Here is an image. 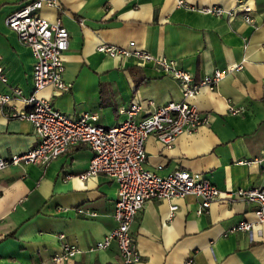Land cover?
<instances>
[{
	"label": "crops",
	"instance_id": "crops-1",
	"mask_svg": "<svg viewBox=\"0 0 264 264\" xmlns=\"http://www.w3.org/2000/svg\"><path fill=\"white\" fill-rule=\"evenodd\" d=\"M31 1L0 0V66L7 78L6 84L0 81V92L11 87L23 96L33 92L31 51L5 24L9 14ZM242 3L251 8V22L241 12L218 17L200 11ZM38 14L68 30L63 61L71 87L61 94L47 87L37 95L73 117L95 116L105 127L122 121L120 109L132 103L142 106L138 117H144L155 106L181 101L182 94L170 76L133 58L100 53V45L127 48L134 42L153 56L174 60L196 81L225 71L213 90L201 88L187 99L208 124L180 134L170 148L148 136L145 167L161 175L181 169L198 173L222 192L264 188V0H57ZM229 105L240 112L231 113ZM25 107L19 99L0 107L2 159L39 141L29 121L6 115ZM91 156L89 148L77 145L47 165L0 169V264L119 262L115 243L91 249L115 227L117 197L111 178H80ZM198 203L193 196L146 202L130 227L137 264H264V224L254 223V203L216 202L205 213L197 212ZM173 205L177 210L171 213ZM241 221L253 223L250 232L236 229ZM63 243L78 251L54 261Z\"/></svg>",
	"mask_w": 264,
	"mask_h": 264
},
{
	"label": "built area",
	"instance_id": "built-area-1",
	"mask_svg": "<svg viewBox=\"0 0 264 264\" xmlns=\"http://www.w3.org/2000/svg\"><path fill=\"white\" fill-rule=\"evenodd\" d=\"M44 5L55 7L57 0L27 2L5 19L6 26L15 32L21 44L31 51L33 92L23 96L20 89L11 87L8 91L0 92V107L7 106L13 99L21 100L26 107L13 108L6 115L29 121L39 141L23 154L0 158V169L19 163L47 165L74 146L84 145L89 148L92 156L80 178L104 175L117 184L113 212L115 227L91 249H105L115 243L119 256V262L115 264L139 262V253L130 234V227L144 204L151 200L193 196L199 202L197 212L205 213L213 203L244 199L255 204L254 223L264 224V188L222 192L198 173L181 169L161 175L145 167L144 146L148 136L156 137L164 148H170L180 134L191 133L208 124L207 116L201 114L187 99L196 95L201 88L213 90L225 75V71L214 70L196 81L189 71L180 68L174 60L153 56L136 48L134 42H130L127 48L100 45L97 47L100 53L113 58H133L137 64L151 65L165 76L178 81L182 100L155 106L144 117H138L142 106L132 103L120 109V113L126 117L112 127L97 124L96 117L88 113L73 117L57 110L49 99L37 95L47 87L52 88L56 94L67 92L71 87V84L64 80L63 61V55L68 49L69 33L59 20L51 22L38 14ZM178 5L183 6L184 2L179 1ZM200 11L218 17L233 16L241 12L245 21H252L249 15L251 8L245 3L237 4L231 9L211 6ZM232 69L237 68H228L226 71ZM0 81L7 83L2 66ZM228 110L233 114L240 112L232 105L228 106ZM261 155L264 158V148ZM175 210L177 206H170L171 213ZM76 211L79 214L84 213L81 208H76ZM252 224L249 221H241L236 229L250 232ZM77 251L73 244L63 243L60 254L53 256V260L69 259Z\"/></svg>",
	"mask_w": 264,
	"mask_h": 264
}]
</instances>
